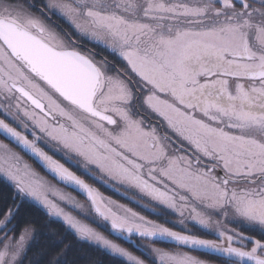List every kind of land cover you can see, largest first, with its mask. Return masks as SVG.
I'll return each mask as SVG.
<instances>
[{
  "label": "snow or ice",
  "instance_id": "snow-or-ice-1",
  "mask_svg": "<svg viewBox=\"0 0 264 264\" xmlns=\"http://www.w3.org/2000/svg\"><path fill=\"white\" fill-rule=\"evenodd\" d=\"M0 184V264H264V0H0Z\"/></svg>",
  "mask_w": 264,
  "mask_h": 264
},
{
  "label": "trees",
  "instance_id": "trees-1",
  "mask_svg": "<svg viewBox=\"0 0 264 264\" xmlns=\"http://www.w3.org/2000/svg\"><path fill=\"white\" fill-rule=\"evenodd\" d=\"M8 189L0 184V195L6 196ZM22 217L24 219H32L36 222L38 230L42 233L47 234L51 229L48 226L47 218L40 212L32 208H25L22 212ZM57 230L60 229L59 225L52 226ZM67 242L72 244L71 251L69 252V259L75 261V264H112V259L108 254L103 252V250L97 249L95 247H88L75 243L72 241L71 237H67ZM48 241L43 237H38L37 247L46 246ZM158 246L164 247V244H158Z\"/></svg>",
  "mask_w": 264,
  "mask_h": 264
},
{
  "label": "flooded vegetation",
  "instance_id": "flooded-vegetation-1",
  "mask_svg": "<svg viewBox=\"0 0 264 264\" xmlns=\"http://www.w3.org/2000/svg\"><path fill=\"white\" fill-rule=\"evenodd\" d=\"M101 190H104V192H107L108 195L112 196L114 199H118L120 202H125V203H128V201H125V200H122L119 196H117L115 193L109 191V190H106V189H103L101 188ZM129 206H133V205H129ZM136 210H140L139 208H137Z\"/></svg>",
  "mask_w": 264,
  "mask_h": 264
},
{
  "label": "rangeland",
  "instance_id": "rangeland-1",
  "mask_svg": "<svg viewBox=\"0 0 264 264\" xmlns=\"http://www.w3.org/2000/svg\"><path fill=\"white\" fill-rule=\"evenodd\" d=\"M102 191H104V190H102ZM105 194H106V195H108V193H107V192H105ZM117 200H118V199H117ZM122 203H125V202H123V201H122Z\"/></svg>",
  "mask_w": 264,
  "mask_h": 264
}]
</instances>
